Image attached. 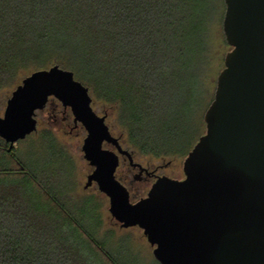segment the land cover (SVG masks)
<instances>
[{"label":"trees","instance_id":"obj_1","mask_svg":"<svg viewBox=\"0 0 264 264\" xmlns=\"http://www.w3.org/2000/svg\"><path fill=\"white\" fill-rule=\"evenodd\" d=\"M224 6L225 0H0V83L58 64L89 87L93 103L117 106L140 153L187 156L191 147L171 142L186 133L179 122L184 93L208 87L210 29ZM45 137L56 144L51 131ZM0 154V264H119L34 171L20 168L15 148L1 137Z\"/></svg>","mask_w":264,"mask_h":264},{"label":"water","instance_id":"obj_2","mask_svg":"<svg viewBox=\"0 0 264 264\" xmlns=\"http://www.w3.org/2000/svg\"><path fill=\"white\" fill-rule=\"evenodd\" d=\"M223 30L231 49L205 112L206 131L183 162V178L159 176L132 201L116 177L127 154L90 89L58 64L23 78L0 114V137L15 143L37 130L36 113L55 97L87 134L82 150L94 183L121 227L138 226L161 264H264V0H225ZM110 143L116 150L104 147Z\"/></svg>","mask_w":264,"mask_h":264},{"label":"rangeland","instance_id":"obj_3","mask_svg":"<svg viewBox=\"0 0 264 264\" xmlns=\"http://www.w3.org/2000/svg\"><path fill=\"white\" fill-rule=\"evenodd\" d=\"M225 10L226 4L223 8L222 18L219 21L216 20L210 29L209 47L205 61V79L210 92L207 91L208 87L206 86L207 88H201L196 94L190 86L189 93H184V98L187 99L184 107L186 111L179 115V122L186 133L184 136L172 140V144L176 143L175 147L189 146L193 148L206 131L204 115L213 101L212 94L214 99L217 78L225 67V56L231 49L223 30ZM31 73L32 71L21 70L14 80L0 83L1 115L4 114L7 101L13 90L22 82L23 78ZM185 88H188V85ZM93 107L101 115L108 114V123L113 133L117 136L121 135L123 143L134 151L137 160L151 167L170 163L162 169L163 173L170 177L184 176L183 162L186 156L161 158L140 153L128 142L127 129L120 123L121 115L115 104L95 100ZM40 113H49V111ZM47 116L41 117L37 131L15 143V153L23 163L20 168L26 167L34 171L44 186L85 229L105 246L119 264H160L154 256V247L148 242L143 229L138 226L121 227L111 215L109 197L98 189L96 183L85 187L88 174L91 172V165L84 158L82 150L85 133L80 129L72 133L63 129H46L45 127L49 125ZM167 123L161 124V135H164V131L167 129ZM49 131L52 132L56 144L45 137ZM132 177L133 175H131ZM11 179L14 178L11 177ZM21 188V186L16 187L15 192L18 194L23 192ZM38 188H41L40 185ZM135 199L133 198V200Z\"/></svg>","mask_w":264,"mask_h":264},{"label":"flooded vegetation","instance_id":"obj_4","mask_svg":"<svg viewBox=\"0 0 264 264\" xmlns=\"http://www.w3.org/2000/svg\"><path fill=\"white\" fill-rule=\"evenodd\" d=\"M44 111H49V113H40ZM43 115L44 116L48 115L47 120L49 121V125L45 127L46 129H49V130L63 129L64 131H68L70 133L74 131H78L80 129L82 132L85 133V135L87 134V131L85 127L83 126L82 122L75 120V116L72 113L71 109L64 107L62 102L55 97L51 96L49 100L47 101L45 107L37 111L36 113L37 129L41 122V117ZM102 115H106V122L108 123V114L104 113ZM109 127L112 131V128L110 125ZM118 137L120 139L122 147L124 149L130 150L123 143L121 135H119ZM104 147L116 150V147L114 145L107 143V142L104 143ZM130 151L133 156L132 161L129 159L127 154L119 153V164L117 166L115 174H116V177L129 189L131 200L137 201L138 199L148 194L152 185L155 183V181L158 179L159 176L166 175L165 173L162 172V169L167 167L170 163H167L164 165H158L156 167H151L137 160L135 157L134 151L132 150ZM93 169L94 167L91 166V172L93 171ZM131 175H133L132 178H131ZM183 177L184 176L180 178H183ZM173 178H178V177H173ZM133 198H136V199L133 200Z\"/></svg>","mask_w":264,"mask_h":264}]
</instances>
